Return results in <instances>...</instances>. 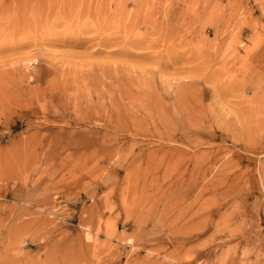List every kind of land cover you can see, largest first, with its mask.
Instances as JSON below:
<instances>
[{
    "label": "rangeland",
    "instance_id": "rangeland-1",
    "mask_svg": "<svg viewBox=\"0 0 264 264\" xmlns=\"http://www.w3.org/2000/svg\"><path fill=\"white\" fill-rule=\"evenodd\" d=\"M0 264H264V0H0Z\"/></svg>",
    "mask_w": 264,
    "mask_h": 264
}]
</instances>
